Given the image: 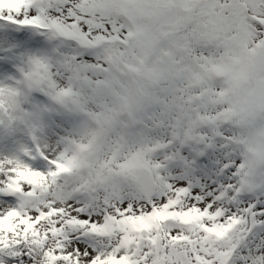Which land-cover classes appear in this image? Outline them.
I'll list each match as a JSON object with an SVG mask.
<instances>
[{
  "label": "snow or ice",
  "instance_id": "obj_1",
  "mask_svg": "<svg viewBox=\"0 0 264 264\" xmlns=\"http://www.w3.org/2000/svg\"><path fill=\"white\" fill-rule=\"evenodd\" d=\"M0 26L39 49L27 102L0 83L35 145L0 158V264H264V0H0Z\"/></svg>",
  "mask_w": 264,
  "mask_h": 264
},
{
  "label": "rangeland",
  "instance_id": "obj_2",
  "mask_svg": "<svg viewBox=\"0 0 264 264\" xmlns=\"http://www.w3.org/2000/svg\"><path fill=\"white\" fill-rule=\"evenodd\" d=\"M24 31H27L30 36L32 35L29 29L0 26V83H10L12 80L17 79V68L21 66L24 57L32 52L39 51L38 48L29 47L25 42L15 38L14 34ZM59 121L64 123L60 124ZM73 122L74 118L70 116L55 114L46 116L44 127L37 134V144L40 146L50 145L52 136L56 134L55 129L59 128L60 133H64L72 128ZM34 147L33 141L22 124L14 126L11 131L0 126V158L20 155L21 148L33 149Z\"/></svg>",
  "mask_w": 264,
  "mask_h": 264
},
{
  "label": "clouds",
  "instance_id": "obj_3",
  "mask_svg": "<svg viewBox=\"0 0 264 264\" xmlns=\"http://www.w3.org/2000/svg\"><path fill=\"white\" fill-rule=\"evenodd\" d=\"M34 71L35 65H33L28 60H25L24 64L17 68L18 78L16 81V86L25 102H27L28 98L37 88L32 76Z\"/></svg>",
  "mask_w": 264,
  "mask_h": 264
}]
</instances>
